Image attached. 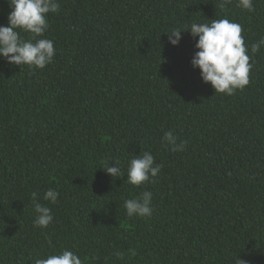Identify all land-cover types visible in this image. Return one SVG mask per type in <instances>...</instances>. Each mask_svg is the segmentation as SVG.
Instances as JSON below:
<instances>
[{
	"label": "trees",
	"instance_id": "16d2710c",
	"mask_svg": "<svg viewBox=\"0 0 264 264\" xmlns=\"http://www.w3.org/2000/svg\"><path fill=\"white\" fill-rule=\"evenodd\" d=\"M57 2L39 37L54 44L50 64L0 58V264L65 249L83 264H264V46L251 52L264 0L251 11L238 0ZM10 11L0 0V26ZM225 18L242 26L252 65L232 95L193 69L190 33L176 47L164 34ZM169 130L183 151L163 143ZM145 151L161 171L131 185L128 163ZM144 191L152 215L128 217L124 201ZM33 193L52 209L46 228L34 227Z\"/></svg>",
	"mask_w": 264,
	"mask_h": 264
},
{
	"label": "clouds",
	"instance_id": "9594fccd",
	"mask_svg": "<svg viewBox=\"0 0 264 264\" xmlns=\"http://www.w3.org/2000/svg\"><path fill=\"white\" fill-rule=\"evenodd\" d=\"M11 11L8 14V25L0 26V58L13 65H27L43 69L50 64L55 55L54 44L43 37L48 30L47 16L59 11L57 0H8ZM231 0H220V7H225ZM238 7L251 11L252 0H238ZM30 33L32 38L24 40L20 32ZM188 32L196 40L195 53L191 59L193 69H198L203 83L210 84L215 93L232 95L237 89H243L249 84V73L252 68L248 47L242 36V26L229 19H215L210 23H192L184 29L173 28L167 35L171 46H179L182 33ZM198 37V39H196ZM264 46V38L251 44L252 54ZM170 150L183 151L185 142L177 143V137L169 130L162 137ZM161 165L155 164L150 152H143L133 157L127 166L126 182L140 186L150 182L161 171ZM102 170L113 179L122 176L117 164L104 161ZM59 193L47 189L43 200L56 204ZM152 193L144 191L134 199L124 201L128 217H149L152 215ZM33 208L36 213L34 227L46 228L54 219L52 209L40 203L33 193ZM119 255V254H117ZM35 264H83L82 259L71 250H63L59 254L47 258L36 259ZM238 264L245 262L238 258Z\"/></svg>",
	"mask_w": 264,
	"mask_h": 264
}]
</instances>
